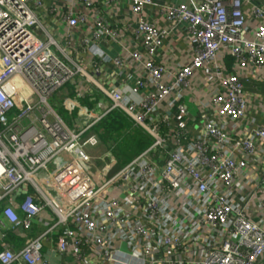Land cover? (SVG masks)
Returning a JSON list of instances; mask_svg holds the SVG:
<instances>
[{
	"label": "built area",
	"instance_id": "built-area-1",
	"mask_svg": "<svg viewBox=\"0 0 264 264\" xmlns=\"http://www.w3.org/2000/svg\"><path fill=\"white\" fill-rule=\"evenodd\" d=\"M79 1L92 6L90 0ZM107 1H127L137 16L133 32L147 55L142 64L148 79H139L136 85L144 88L149 82L155 91L149 90L139 100L140 112L135 107L128 109L127 100L115 90L104 91L110 102L101 110L81 106L66 94L58 96V104L71 119L69 125L47 98L78 77L92 79L49 34L40 31L34 11L41 5L39 1L31 5L29 0H0V230L22 227L30 232L33 219L43 209H50L55 216L51 227L35 234L22 249L0 250V264H44L41 249L47 234L55 238L58 252L70 248L77 260L91 251L100 263L119 264L122 251L107 242L109 229L129 243L136 236L144 240L142 248L135 251L142 264H171L170 255L182 246L175 230L165 226L176 221V215L171 214L174 208L170 209L167 201L172 195L183 199V213L190 223L184 227L185 236L203 226L220 232L219 243L206 247L198 264H257L264 258V227L248 218L246 200L234 201L232 188L236 185L237 192L241 191L248 176V158L264 152L254 143L255 138L264 140V127L252 128L246 137H235L212 120H205L201 134L190 140L185 139L187 121L182 104H177L174 124L167 116L158 118L157 108L174 86L161 82L164 67L154 61L167 31L141 17L154 1ZM247 1L196 0L192 5L180 3L161 9L171 28L185 25L194 49L191 62L177 70L174 84L186 83L192 71L212 63L220 49H225L240 68L264 67V24L252 38L243 36V3ZM253 13L264 17V9L258 5ZM63 18L70 27L84 19L72 9ZM116 34L97 19L91 37L83 38L82 44L94 48L105 60L90 40H113ZM132 57L137 59L139 54L133 52ZM221 86L212 103L218 115L235 121L246 108L244 84L237 74L230 73L221 77ZM115 109L124 110L149 144L112 170L114 158L105 164L103 156H94L100 140L91 128ZM171 137L173 143L169 142ZM221 188L225 191L219 192ZM119 189L124 190L122 199L111 195ZM17 194L22 200L14 199ZM191 195L200 199L191 201ZM260 206L264 213V199ZM129 220L133 222L129 224ZM154 237L168 251L160 259L154 255Z\"/></svg>",
	"mask_w": 264,
	"mask_h": 264
},
{
	"label": "crops",
	"instance_id": "crops-1",
	"mask_svg": "<svg viewBox=\"0 0 264 264\" xmlns=\"http://www.w3.org/2000/svg\"><path fill=\"white\" fill-rule=\"evenodd\" d=\"M35 1L41 3L34 10L41 25L40 31L44 30L49 34L56 44L65 49L68 58L80 66L92 79L87 81L82 76L78 77L75 81L69 83L74 95H71L70 90H67V88H64L65 90L62 93L74 99L81 106L101 110L108 106L110 102H108L104 91L115 90L127 100L128 109L135 107L140 112L141 108L137 106V103L142 97L146 96L149 90L154 92L155 88L149 82L144 88H139L136 85L137 80L148 79L142 64L147 55L141 45L140 37H136L133 32L138 18L131 12L130 4L127 1L109 2L107 0H90L92 6L89 7L79 0H29V3L32 5ZM153 1L154 5L146 6L141 17L145 21L155 22L160 29L167 31L161 47L154 56V61L164 67L165 73L161 82L166 85L173 84L174 86L173 91L160 102L156 111L157 117L161 119L167 116L174 124L173 116L176 113L177 104H182L185 107V120L187 121L185 139L190 140L201 134L205 120H212L227 134L235 137H246L252 128L264 127V67L256 68L248 65L245 68H240L225 49H220L213 62L194 69L191 75L187 77L186 83L174 84L177 70L191 62L194 49L187 39L185 25L178 24L176 27L171 28L161 14V9L164 6L180 3L192 5L196 0ZM256 5L264 9V0H249L243 3V14L246 21L243 36L247 39L252 38L254 31L261 24H264V17L255 16L253 13V8ZM69 9H72L75 15L84 17L74 27L68 26L63 18L64 13ZM97 19H101L104 24L117 32L113 40L108 38L90 40V45H95L97 49L104 53L105 60L99 58L94 48L85 47L82 44L83 38L91 37L94 22ZM133 52L139 54L137 59L132 57ZM115 60H119L120 64H117ZM230 73L237 74L242 80L244 84L243 95L246 100L244 115L235 121L218 115L217 107L212 103V98L222 89L221 77ZM75 96L86 98L91 106L77 101ZM60 109L71 122L68 113L61 106ZM111 111L119 113L118 116L125 121L129 129L136 132L141 139L146 140V136L142 131L132 126L130 117L126 113L123 114L124 110L115 109ZM72 116L76 117V110L72 112ZM126 117H129V120ZM169 142L173 143V137L170 138ZM254 143L256 146L264 148V140L255 138ZM100 145L103 147L102 141H100ZM103 149L106 152L108 151L106 145ZM140 151L135 152L136 154L133 153L129 159L135 157ZM107 154L102 158L104 162L103 159L106 157L105 164H108L107 161L110 160ZM245 171L248 172V176L245 178V184L242 187L240 185L241 191L237 192L238 186L236 185L232 188V194L236 195L234 201L243 203L246 200L248 218L259 222L264 227V222H262L264 213H262L260 206V201L264 199V182H261L262 177H264V152L252 154L247 160ZM236 182L237 179L234 184ZM253 190H255V193ZM218 191L223 192L225 190L221 188ZM111 195L122 199L124 190L113 191ZM157 197L160 200L162 199L161 196L157 195ZM14 199L17 201L22 200V196L17 194ZM197 199H200V197L190 196L191 201ZM167 201L169 208H174L171 214L176 215V221L172 224H166V222L164 224L167 228L175 230L182 239L181 248L172 256L170 255L171 264H198L197 260L204 256V249L219 243L221 240L220 232L216 228L211 229L203 226L196 228L189 236H185L184 227L188 228L190 223L183 213L182 196L172 195ZM196 205L197 202L193 207ZM54 222L55 216L51 210L43 209L33 219V228L30 232L20 227L11 229L7 235L3 230H0V250L4 248H10L13 251L22 249L35 234L47 231ZM132 222L133 220L128 221L129 224ZM128 241L127 238H119L113 229H109L107 242L117 246L122 251L119 264L129 262L142 264L141 260L136 257L137 253L135 251L142 248L144 240L136 236L131 243ZM42 243L41 256L44 264H104L100 263L91 251L84 252L83 260H77L70 248L65 252H58L55 246L56 240L54 237L52 239L49 234L43 238ZM152 244L157 259L164 257L165 253L168 252L158 245V240L155 237L152 239ZM148 257L150 255L147 258L145 257L147 261ZM153 264L163 263L159 261ZM257 264H264V258Z\"/></svg>",
	"mask_w": 264,
	"mask_h": 264
},
{
	"label": "trees",
	"instance_id": "trees-1",
	"mask_svg": "<svg viewBox=\"0 0 264 264\" xmlns=\"http://www.w3.org/2000/svg\"><path fill=\"white\" fill-rule=\"evenodd\" d=\"M69 83H66L61 89L67 88V90H70L69 93L74 95V91ZM75 97L77 101L91 106V103L86 98L80 96ZM118 115L119 113L117 114V112L109 111L91 128V131L96 134L98 139L105 143L106 147H108L109 152L107 156L115 159V165L117 168L128 162L133 153L138 152L139 150L142 151L149 144V140L147 138L144 140L138 137L137 133L131 131L125 121ZM109 139H112L111 144L108 143ZM120 143H122V145L120 147H116ZM10 230L11 228L8 227L3 231L8 235Z\"/></svg>",
	"mask_w": 264,
	"mask_h": 264
},
{
	"label": "rangeland",
	"instance_id": "rangeland-1",
	"mask_svg": "<svg viewBox=\"0 0 264 264\" xmlns=\"http://www.w3.org/2000/svg\"><path fill=\"white\" fill-rule=\"evenodd\" d=\"M64 90L65 89H60V90L55 91L53 94L48 96L47 101L59 113V115L66 121V123L71 125V122L66 118V116H65L66 114H64L62 112V110L60 109V106H59V104L57 102L58 96H60V97L64 96V94L62 93ZM126 118H128V120H129V117H126ZM131 124H132V122H131ZM108 143L111 144L112 143V139H109ZM103 144H104L103 147H101V145H99V147L95 149L96 150L95 154H94L95 157L101 158L102 156H105L108 153V151L106 152L105 149H103L106 144L105 143H103ZM121 145H122V143L118 144L116 147H120ZM100 148H102V150H100ZM115 168H117L116 165L112 167V170H114Z\"/></svg>",
	"mask_w": 264,
	"mask_h": 264
}]
</instances>
